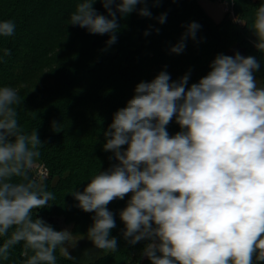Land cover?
<instances>
[{"label": "clouds", "instance_id": "1", "mask_svg": "<svg viewBox=\"0 0 264 264\" xmlns=\"http://www.w3.org/2000/svg\"><path fill=\"white\" fill-rule=\"evenodd\" d=\"M95 2L80 0L69 23L108 34V46L117 42V13L152 16L148 0H100L107 15L97 12ZM138 4L143 6L137 9ZM166 17L156 19L163 24ZM200 27L189 23L170 51L182 53ZM249 28L254 46L264 53V4ZM15 29L13 21H0V36L11 37ZM210 69L190 87L188 74L173 81L161 71L138 83L126 106L114 113L103 149L118 163L94 175L82 192H71L77 207L95 213L87 238L97 249L117 251V239L110 236L116 223L107 205L131 193L119 213L123 237L132 245L148 241L142 255L151 264L264 262V86L254 75L259 63L238 52L218 54ZM20 103L16 88L0 87V260L7 261L21 243L23 264H57V251L74 260L69 248L83 236L57 231L33 211L48 207L55 195L29 177L43 143L36 130L28 134L18 124L14 105ZM174 117L181 131L170 136L166 126ZM52 126L57 131V123Z\"/></svg>", "mask_w": 264, "mask_h": 264}, {"label": "trees", "instance_id": "2", "mask_svg": "<svg viewBox=\"0 0 264 264\" xmlns=\"http://www.w3.org/2000/svg\"><path fill=\"white\" fill-rule=\"evenodd\" d=\"M233 1L242 24L231 21L226 13L219 23L214 22L198 0H161L158 5L148 0L151 17L133 11L120 18L117 13V42L108 46V34H90L69 23L80 0H0V21L16 24L13 36H0V87L20 91L21 103L14 105L18 124L25 133L37 131L43 143L38 159L50 169L43 184L55 195L48 207L33 210L36 217L57 231L68 229L87 236L95 213L77 207L71 192H82L94 175L118 163L112 152L103 149L104 132L114 113L133 97L138 83L150 82L166 71L173 81L188 74L190 87L208 74L218 54L229 56L231 49L240 45L245 57L258 61L254 75L264 86V53L254 46L256 37L249 28L264 0ZM93 7L107 15L100 0ZM161 13H167L163 24L156 19ZM191 22L201 26L196 39H187L182 53H172L171 47ZM146 31L148 35H144ZM4 49L10 50V55H4ZM166 128L170 136L181 131L175 117ZM126 148L122 146V150ZM29 177L34 179L31 170ZM131 195L107 205L116 223L110 236L117 239V251L102 250V255L89 261L67 260L57 251V264H151L142 255L148 241L132 245L123 237L125 226L119 213ZM23 253V243L18 244L0 264H23Z\"/></svg>", "mask_w": 264, "mask_h": 264}, {"label": "rangeland", "instance_id": "3", "mask_svg": "<svg viewBox=\"0 0 264 264\" xmlns=\"http://www.w3.org/2000/svg\"><path fill=\"white\" fill-rule=\"evenodd\" d=\"M198 2L200 6L203 8V10L205 11V13L208 16H210L214 20V22L219 23L224 18L225 16L224 6H223L224 2L222 0H198ZM234 7H235V3H234ZM228 15L231 21H233L232 16L230 14ZM234 15L236 17L235 23L242 24L243 22H240V20L238 19L235 13V9H234ZM257 81H258V84L261 85V81L259 79H257ZM25 95L26 94L24 92L22 94V97H24ZM18 96L21 97L20 91L18 92ZM46 170H48V175L44 176L45 175L44 172ZM31 171L33 173V178L37 180L38 182H42V183L50 175V169L47 166V164L44 161H41L39 159L35 161L34 166L31 169ZM69 252L73 257H75V260H79V261L94 260L103 254V251L100 249H97L92 243V241L87 238V236H83V238L77 242V246L74 249L69 248Z\"/></svg>", "mask_w": 264, "mask_h": 264}, {"label": "built area", "instance_id": "4", "mask_svg": "<svg viewBox=\"0 0 264 264\" xmlns=\"http://www.w3.org/2000/svg\"><path fill=\"white\" fill-rule=\"evenodd\" d=\"M224 3H223V6H224V12L226 14H230L232 16V19L234 22H236V17L234 15V1L233 0H222ZM44 176H47L48 175V170H46L44 172Z\"/></svg>", "mask_w": 264, "mask_h": 264}, {"label": "water", "instance_id": "5", "mask_svg": "<svg viewBox=\"0 0 264 264\" xmlns=\"http://www.w3.org/2000/svg\"><path fill=\"white\" fill-rule=\"evenodd\" d=\"M239 53L241 54L242 56H245V49H243L240 45H235L230 53H229V56H234L236 53Z\"/></svg>", "mask_w": 264, "mask_h": 264}]
</instances>
